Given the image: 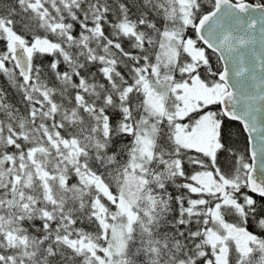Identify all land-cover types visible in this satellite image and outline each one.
<instances>
[{
    "label": "snow or ice",
    "instance_id": "6c2138e0",
    "mask_svg": "<svg viewBox=\"0 0 264 264\" xmlns=\"http://www.w3.org/2000/svg\"><path fill=\"white\" fill-rule=\"evenodd\" d=\"M0 264H264V0H0Z\"/></svg>",
    "mask_w": 264,
    "mask_h": 264
},
{
    "label": "trees",
    "instance_id": "16d2710c",
    "mask_svg": "<svg viewBox=\"0 0 264 264\" xmlns=\"http://www.w3.org/2000/svg\"><path fill=\"white\" fill-rule=\"evenodd\" d=\"M251 1L259 2V0H251ZM240 129H241V124L239 122L233 121L228 123V130L233 134V137H235V133Z\"/></svg>",
    "mask_w": 264,
    "mask_h": 264
},
{
    "label": "water",
    "instance_id": "95a60500",
    "mask_svg": "<svg viewBox=\"0 0 264 264\" xmlns=\"http://www.w3.org/2000/svg\"><path fill=\"white\" fill-rule=\"evenodd\" d=\"M249 2H253V3H255L254 1H251V0H249ZM246 134H247V133H246ZM253 136L255 137L256 134L254 133ZM251 147H252V142L250 141V142H249V151H251Z\"/></svg>",
    "mask_w": 264,
    "mask_h": 264
},
{
    "label": "flooded vegetation",
    "instance_id": "af4514ba",
    "mask_svg": "<svg viewBox=\"0 0 264 264\" xmlns=\"http://www.w3.org/2000/svg\"><path fill=\"white\" fill-rule=\"evenodd\" d=\"M247 134H246V132H245V136H246ZM248 147H249V145H248Z\"/></svg>",
    "mask_w": 264,
    "mask_h": 264
}]
</instances>
